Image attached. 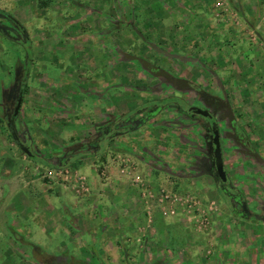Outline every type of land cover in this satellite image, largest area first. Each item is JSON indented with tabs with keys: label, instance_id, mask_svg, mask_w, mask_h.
<instances>
[{
	"label": "rangeland",
	"instance_id": "374dc122",
	"mask_svg": "<svg viewBox=\"0 0 264 264\" xmlns=\"http://www.w3.org/2000/svg\"><path fill=\"white\" fill-rule=\"evenodd\" d=\"M197 2L0 0L29 40L0 16L20 38L0 31V264H264L261 204L246 219L231 210L206 171L211 121L187 114L215 110L226 158L247 153L253 175L230 171L232 195L264 185V0ZM18 70L14 123L34 158L4 109ZM130 116L93 155L97 134Z\"/></svg>",
	"mask_w": 264,
	"mask_h": 264
},
{
	"label": "flooded vegetation",
	"instance_id": "af4514ba",
	"mask_svg": "<svg viewBox=\"0 0 264 264\" xmlns=\"http://www.w3.org/2000/svg\"><path fill=\"white\" fill-rule=\"evenodd\" d=\"M2 18H4L7 22L11 23L14 27L17 28V31H19L18 33H22L24 38H25V43H29L28 40V36L26 37V33L23 29V27L20 24H16L14 21L8 20L7 18L3 17L2 15H0ZM118 27H123V25L121 23H117ZM12 28H7L4 26L0 25V31L2 33L3 36H5L8 39H14V41H18L20 40V38H12L9 34L8 31H10ZM19 36V34H18ZM28 50V49H27ZM29 52V50L27 51V53ZM168 71H170L169 69H167ZM21 71H17L16 73V78H15V83H14V89L12 90V94L8 97L4 96L5 99V106L4 109L6 111V119H8L9 122V126L11 123H14L15 120V114H16V110L19 107V102L21 101V98H24L25 95V91H24V81L22 80L23 78V73L21 74ZM171 73V71H170ZM172 74V73H171ZM173 76H175V74H172ZM25 77H27V74H25ZM176 77H180V76H176ZM170 81V79H166V82ZM179 86H181L182 88H188L191 87L193 89V93H202L205 98H211L210 96L206 95L204 92H202L198 87L196 86H190V83H186V82H179L178 83ZM195 96V95H194ZM194 98V97H192ZM158 107H156L154 110L150 109V110H146L144 111V114L142 116V121L145 122L147 119H149V117H151V115L153 114L152 112L155 111ZM191 108H199L202 109L203 112H205L206 115L209 114H215V110L210 111L208 109L205 108H201V107H197V106H191L188 111H190ZM190 118L192 119H202V120H208L209 118H205L202 115H197V114H192L190 112L187 113ZM150 115V116H149ZM134 116H130L127 117L125 119H117L116 121H113L111 126L114 127L113 129L111 128V126H109L108 128L100 131L97 136L95 137V141H94V145H92L93 148V155L97 154L99 152H101L104 148V146L106 145V143L109 142V139L111 137L112 134L114 135H120V134H124L127 133L131 130L132 128V124L134 123ZM130 123V124H128ZM212 125H209L205 130V135L207 138V146H208V152H209V157L211 162H215L214 158H215V150L214 147H211V141H212V135L213 132L220 130L219 127L217 126V124L215 123V119H212L211 121ZM214 124V125H213ZM127 125H130L129 127H127ZM216 125V126H215ZM117 127V128H116ZM116 128V129H115ZM115 129V130H114ZM221 133V132H220ZM20 138V143L21 146H18L20 149L21 147H24L25 149H28V147L25 146L24 141L22 140V137L19 135ZM221 141H222V136H221ZM214 142V141H213ZM222 144V152H223V159H224V150H223V143ZM85 146V145H84ZM89 146V145H87ZM30 151V150H29ZM32 154V153H31ZM33 155V154H32ZM85 156V155H84ZM209 165L206 167V171L208 172L213 184L216 186L217 191L219 192V194H221L223 196L224 199H226V201L229 202L230 206H231V210H233V212H237L236 209L234 208L235 206H233L234 202L236 203L239 202V197L240 194H238L237 190H234V195L231 194V190H233L232 188V182H231V178L229 176V174L227 173L226 169V173L228 175V182H224L218 172L217 167H215L214 165ZM236 200V201H234ZM236 205V204H235ZM233 206V207H232ZM241 210V209H240ZM239 213V212H237Z\"/></svg>",
	"mask_w": 264,
	"mask_h": 264
},
{
	"label": "crops",
	"instance_id": "0c3cea01",
	"mask_svg": "<svg viewBox=\"0 0 264 264\" xmlns=\"http://www.w3.org/2000/svg\"><path fill=\"white\" fill-rule=\"evenodd\" d=\"M195 4H196V6L198 8H201L199 6L200 5L202 6L203 0H200V2H197ZM248 105L249 104L247 103L246 104V107H248ZM246 107H243L242 110H238V113L239 114H242V115H245L244 113H246L247 117H252V114L250 113V111ZM21 108H22V105H21ZM236 130L237 131H236L235 137H234L235 138L234 141L237 142L236 144H238V143L241 144L242 143L239 140L241 138V140H243L245 142V144H246V149L247 150H253L251 143L248 142V135L246 134L248 132V128L246 126H244L243 128L241 126L240 127L237 126L236 127ZM7 152H8V150H7ZM23 153L25 155H27L29 158H34V156L32 154H26L25 152H23ZM3 156L4 155L0 153V157H3ZM245 157H247V153L245 151L240 152V154H237V156H235L233 158H230V159L229 158H226V156L224 155V166H225V169H226V171H227L228 174H230V171L231 172H234V170H236V173L239 172L241 178H245L244 179L245 181L244 182L242 181V183L247 184L246 179L249 178L251 175H253V172H251L249 169L248 170H245L246 169V166L245 165H242V162H244L246 165H248L247 164L248 160H245ZM232 162H234V164H231ZM239 162H240V164H239ZM116 176H117V178H115V181L114 182H116L117 184H119V186H121V187H125V186H128L129 187V184H128L127 181H125L124 179H120L117 174L115 175V177ZM262 186H264V185H262ZM262 186L259 185L260 188L253 189V192L252 193L245 195V197H243V198L247 201L248 206L249 205L251 206V203L253 204L254 202L255 203H260L261 205H259V208L257 209L258 210L257 215H260V216L262 215L264 217V196L261 193L262 190L264 189V187H262ZM64 188H66V187L64 186ZM55 190H56L55 192H57L60 189L55 188ZM118 203H122V202H118ZM251 208H252V206H251ZM251 214H252V216H254V214H255V213H253L252 209H251ZM245 223H246L245 225H247L248 222H245ZM249 225H251V224H249Z\"/></svg>",
	"mask_w": 264,
	"mask_h": 264
},
{
	"label": "water",
	"instance_id": "95a60500",
	"mask_svg": "<svg viewBox=\"0 0 264 264\" xmlns=\"http://www.w3.org/2000/svg\"><path fill=\"white\" fill-rule=\"evenodd\" d=\"M26 37H27V34H26ZM142 63L144 64V66L147 69L151 70V65L149 63L144 62V61H142ZM22 103H23V98H21V101L19 102V107L16 110L15 117H17L19 115V112L21 110ZM188 112H190L192 114L202 115L205 118H209V121H212V119H214V115H212V114L206 115L205 112H203L202 109H199V108H191L190 111H188ZM214 124H216V122ZM211 125H212V123H211ZM236 127L237 126L235 125L234 126L235 133L237 131L236 130ZM9 130H10V134L12 136V139L14 140V142L16 143V145L17 146H21L19 134L17 132V128H16L15 123H11L10 124ZM221 142L222 141H221V133H220V130L213 132L212 141H211L210 144H211V147L212 148L214 147V150H215V158H214V161L215 162L214 163L212 162V163H213V165L215 167H217L218 172H219L222 180L224 182H228L229 179H228V175H227V173L225 171L224 159H223V152H222V144H221ZM21 150L23 152H25L26 154H31V152L28 149H25L24 147H21ZM237 204L240 206V209H241L240 212H239V214L243 218H245V219L246 218H249L251 216L250 208L248 206L247 201L241 195L239 197V202H237Z\"/></svg>",
	"mask_w": 264,
	"mask_h": 264
},
{
	"label": "built area",
	"instance_id": "2783aa9c",
	"mask_svg": "<svg viewBox=\"0 0 264 264\" xmlns=\"http://www.w3.org/2000/svg\"><path fill=\"white\" fill-rule=\"evenodd\" d=\"M120 173H121V175H125L126 174V171L123 170ZM85 180H86L85 177L78 179L79 182H77V187H78L77 192H80V191H83L84 193L85 192L86 193L88 192L87 182H85Z\"/></svg>",
	"mask_w": 264,
	"mask_h": 264
},
{
	"label": "trees",
	"instance_id": "16d2710c",
	"mask_svg": "<svg viewBox=\"0 0 264 264\" xmlns=\"http://www.w3.org/2000/svg\"><path fill=\"white\" fill-rule=\"evenodd\" d=\"M0 15H2L5 18H7L8 20L14 21L16 24H20V22L16 18H14L13 16H11L8 13L0 11Z\"/></svg>",
	"mask_w": 264,
	"mask_h": 264
}]
</instances>
